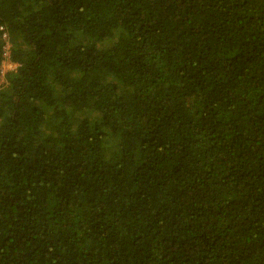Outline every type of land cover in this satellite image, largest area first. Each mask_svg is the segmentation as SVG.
Segmentation results:
<instances>
[{
  "label": "trees",
  "instance_id": "obj_1",
  "mask_svg": "<svg viewBox=\"0 0 264 264\" xmlns=\"http://www.w3.org/2000/svg\"><path fill=\"white\" fill-rule=\"evenodd\" d=\"M0 264H264V0H0Z\"/></svg>",
  "mask_w": 264,
  "mask_h": 264
},
{
  "label": "rangeland",
  "instance_id": "obj_2",
  "mask_svg": "<svg viewBox=\"0 0 264 264\" xmlns=\"http://www.w3.org/2000/svg\"><path fill=\"white\" fill-rule=\"evenodd\" d=\"M15 67V65L10 61L9 59V53H8V57L4 60L2 68H3V73L0 76V85L3 83L4 81V74L10 70L13 69Z\"/></svg>",
  "mask_w": 264,
  "mask_h": 264
},
{
  "label": "built area",
  "instance_id": "obj_3",
  "mask_svg": "<svg viewBox=\"0 0 264 264\" xmlns=\"http://www.w3.org/2000/svg\"><path fill=\"white\" fill-rule=\"evenodd\" d=\"M2 73H3V68H2Z\"/></svg>",
  "mask_w": 264,
  "mask_h": 264
}]
</instances>
